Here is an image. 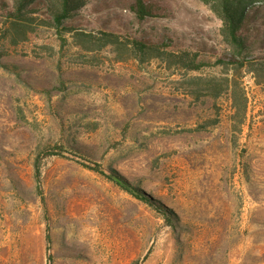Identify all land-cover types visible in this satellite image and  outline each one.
Returning <instances> with one entry per match:
<instances>
[{
	"label": "rangeland",
	"instance_id": "1",
	"mask_svg": "<svg viewBox=\"0 0 264 264\" xmlns=\"http://www.w3.org/2000/svg\"><path fill=\"white\" fill-rule=\"evenodd\" d=\"M137 1L84 0L63 43L38 0L34 31L13 44L14 4L0 0V264H264V86L248 70H169L77 41L227 52L200 0H142L144 19Z\"/></svg>",
	"mask_w": 264,
	"mask_h": 264
},
{
	"label": "trees",
	"instance_id": "2",
	"mask_svg": "<svg viewBox=\"0 0 264 264\" xmlns=\"http://www.w3.org/2000/svg\"><path fill=\"white\" fill-rule=\"evenodd\" d=\"M13 10L6 17L7 36L13 44L26 41L34 31L33 23L36 10L33 8L38 0H12ZM50 20L43 21L54 28L66 43L65 33L71 31L67 22L81 8L84 0H46ZM208 5L221 20V36L227 45V52L215 61L204 57L199 52L188 49H176L173 42L151 45L131 35L99 32L98 35L77 32L76 39L87 51H100L111 47L119 61L135 60L141 65L161 61L169 70L187 73L202 71L210 67L234 68L237 71L248 70L255 75L258 85L264 86V0H200ZM137 12L141 18L149 17L142 0L137 1ZM10 25V26H9ZM1 32V28H0ZM261 35L256 37V35ZM246 117L247 105L240 109ZM53 155H60L55 153ZM94 171L106 175L101 166ZM123 182L129 185L127 181ZM128 190V186H125Z\"/></svg>",
	"mask_w": 264,
	"mask_h": 264
}]
</instances>
